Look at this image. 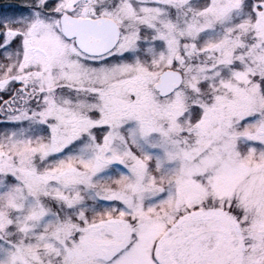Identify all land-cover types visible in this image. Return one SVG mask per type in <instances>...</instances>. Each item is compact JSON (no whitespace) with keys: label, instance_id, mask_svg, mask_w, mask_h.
I'll list each match as a JSON object with an SVG mask.
<instances>
[{"label":"snow or ice","instance_id":"6c2138e0","mask_svg":"<svg viewBox=\"0 0 264 264\" xmlns=\"http://www.w3.org/2000/svg\"><path fill=\"white\" fill-rule=\"evenodd\" d=\"M0 264H264V0H0Z\"/></svg>","mask_w":264,"mask_h":264}]
</instances>
